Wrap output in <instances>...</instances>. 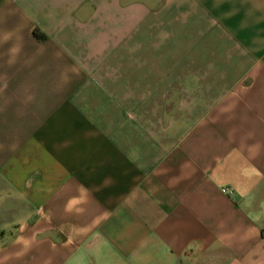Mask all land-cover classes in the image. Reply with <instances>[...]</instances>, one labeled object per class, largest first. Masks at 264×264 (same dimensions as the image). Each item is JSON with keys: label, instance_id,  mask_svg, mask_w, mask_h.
<instances>
[{"label": "crops", "instance_id": "crops-1", "mask_svg": "<svg viewBox=\"0 0 264 264\" xmlns=\"http://www.w3.org/2000/svg\"><path fill=\"white\" fill-rule=\"evenodd\" d=\"M0 264H264V0H0Z\"/></svg>", "mask_w": 264, "mask_h": 264}, {"label": "rangeland", "instance_id": "rangeland-1", "mask_svg": "<svg viewBox=\"0 0 264 264\" xmlns=\"http://www.w3.org/2000/svg\"><path fill=\"white\" fill-rule=\"evenodd\" d=\"M169 97H170V101L172 102V100H173V97H172V94L171 95H169ZM167 102H168V99H167ZM168 105V104H167ZM172 105V104H171ZM171 105H170V107H171ZM123 106V108L120 110V108H119V111H124L125 109H124V107H125V105H122ZM119 107H120V105H119ZM168 107V106H167ZM173 109V108H172ZM122 118H123V116H122Z\"/></svg>", "mask_w": 264, "mask_h": 264}, {"label": "trees", "instance_id": "trees-1", "mask_svg": "<svg viewBox=\"0 0 264 264\" xmlns=\"http://www.w3.org/2000/svg\"><path fill=\"white\" fill-rule=\"evenodd\" d=\"M34 35L38 38H42V35H40V33L37 30L34 31Z\"/></svg>", "mask_w": 264, "mask_h": 264}, {"label": "built area", "instance_id": "built-area-1", "mask_svg": "<svg viewBox=\"0 0 264 264\" xmlns=\"http://www.w3.org/2000/svg\"><path fill=\"white\" fill-rule=\"evenodd\" d=\"M224 192H227L226 189H223Z\"/></svg>", "mask_w": 264, "mask_h": 264}]
</instances>
